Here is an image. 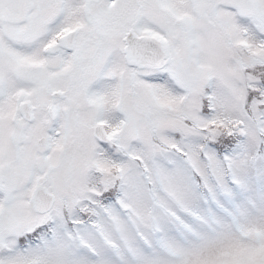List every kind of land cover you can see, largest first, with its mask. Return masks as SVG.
<instances>
[{
  "label": "snow or ice",
  "instance_id": "6c2138e0",
  "mask_svg": "<svg viewBox=\"0 0 264 264\" xmlns=\"http://www.w3.org/2000/svg\"><path fill=\"white\" fill-rule=\"evenodd\" d=\"M0 264H264V0H0Z\"/></svg>",
  "mask_w": 264,
  "mask_h": 264
}]
</instances>
